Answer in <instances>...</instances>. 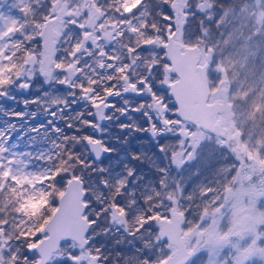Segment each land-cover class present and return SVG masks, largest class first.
I'll use <instances>...</instances> for the list:
<instances>
[{"label":"snow or ice","instance_id":"obj_1","mask_svg":"<svg viewBox=\"0 0 264 264\" xmlns=\"http://www.w3.org/2000/svg\"><path fill=\"white\" fill-rule=\"evenodd\" d=\"M6 2L0 0V4ZM12 7L24 19L0 13V100L14 101L16 93L27 92L39 82L37 94L31 101H23L25 105L40 101L52 117L57 112L61 118L69 113L76 116L75 126L69 119H53L29 128L28 132L43 129L41 139L31 136L24 142V151H14L21 147L16 141L23 136L9 118L28 113L7 111L0 103L5 125L0 127V197L6 199L0 205V264H49L54 255L57 264L65 259L70 264H109L100 248L92 247L94 227L102 215L110 224L105 234L116 225L138 245L128 254L122 250L116 264H152L154 260L171 264L175 253L172 238L160 229L155 217L171 220L176 212L182 216L180 230L189 237L191 249L179 264H196L200 256L203 264H211L207 249L201 246L206 243V226L215 216L225 225L224 209L231 203L215 193L213 185L220 180L235 186L239 180H233L234 175L251 171L257 162L264 165V142L257 143L258 132L251 131L254 122L247 118L249 99L256 89L244 97L236 95L245 91L247 83L246 45L264 35V23L260 32L245 36V5L226 8L220 0H139L132 9L124 7V0H13ZM94 9L99 14L89 21ZM197 16L203 18L191 30ZM13 24L18 27L11 28ZM206 24L215 27L214 35ZM50 32L52 54L46 58ZM60 43L63 49L56 47ZM186 51L200 56L196 65L203 69L207 85L203 107L214 110L219 121L202 122L186 110L182 94L185 70L179 59ZM234 55L241 59L233 60ZM73 68L78 86L72 82L69 69ZM85 68L92 71L80 79ZM233 69H239V74ZM230 75L236 78L229 80ZM53 85L65 92L62 98L49 94ZM133 96L135 101L129 98ZM81 101L86 104L82 106ZM30 115L36 120L38 113L33 110ZM104 121L118 125V149L105 139L109 130ZM136 137L146 138L148 143H134ZM36 143L48 146L33 151ZM242 143H246L243 151ZM253 148L255 157L249 155ZM113 159L116 167H103ZM165 160L169 166H164ZM138 164L149 170L152 179L145 182ZM169 167L180 173L188 169L189 180L169 181ZM84 171L95 179L85 182ZM209 171L214 177L211 184L199 186L196 182ZM105 176L108 179H102ZM109 180L115 198L105 207ZM257 181L264 182V166L245 183ZM93 186L99 195L88 191ZM213 195L219 198L212 200ZM25 198L48 203L31 212L23 207ZM197 198L211 204L212 217L206 211H194ZM93 204L98 208L95 215L89 211ZM9 208L14 209L11 219L6 215ZM69 219L83 224L78 239L60 231ZM252 244L264 253V231ZM223 264L236 262L227 256Z\"/></svg>","mask_w":264,"mask_h":264},{"label":"rangeland","instance_id":"obj_2","mask_svg":"<svg viewBox=\"0 0 264 264\" xmlns=\"http://www.w3.org/2000/svg\"><path fill=\"white\" fill-rule=\"evenodd\" d=\"M256 1L257 0H240V3L236 5H245L244 19L248 22V27L244 29L245 36L249 34L255 35V33L260 32V25L264 23V0ZM7 2H13V0H7ZM227 7L231 8V6ZM4 9V16L11 17L13 13L10 11L7 12L9 10L8 8ZM19 19L22 21L23 17ZM211 31L215 33V27ZM221 46L224 47L223 43H221ZM246 49V54L249 56L247 61L248 67L245 69L247 83L245 84V91H237L236 95L244 97L248 93L253 92V89H256L255 94L249 99L247 118L254 122L251 131L258 132L257 143H260L264 142V103L261 102V97L264 96V74L259 70L261 67H264V35L255 36V39L246 45ZM254 58H258L261 64L259 66L260 68L256 70L253 64ZM240 59L241 58L237 55L233 56V60ZM226 66L231 67L230 64ZM233 71L237 75L239 74V69H233ZM235 78L236 75H230L228 77L229 80H234ZM229 123L231 122L229 121ZM245 131H249V129H245ZM245 148L246 143H242L241 150L243 151ZM253 154H256L255 148L249 153L251 157H255ZM262 166L264 165L257 162L252 166L251 171L242 173L243 187H238L236 192L233 193L234 195L230 193L233 184L232 181L227 183L222 182L218 185V187L221 188L218 194L228 197L231 203L224 209V213L227 214L225 217V225L219 223L220 216H215V220L212 219L211 224L208 223L210 228L205 231L204 234L206 243L201 246L207 249L206 254L210 255L211 264H223V258L230 254L236 264H256L254 261L257 260V256L259 257L258 260H262L261 263L264 264V253L259 251L260 246L252 244V241L257 239L259 232L264 231V228H261V225H264V182L257 181L245 183V181H249L253 172L258 174ZM23 181L25 180L22 179V182ZM198 185L201 187L203 186L200 184ZM219 195H214V197L218 199ZM3 202L5 203L6 199L0 201V205ZM47 203V200L44 199L30 200L25 198L23 207L31 212H37ZM48 207L50 208V206ZM13 211L14 209L12 212ZM11 213H6V215H9V219H11ZM244 214L247 216V220L242 221L241 218ZM209 216L212 217L213 215L210 214ZM194 228L195 225H193V229ZM185 231H187V229H185ZM181 237L183 241L186 239L189 240L188 236L182 235ZM237 237L238 244L235 246L233 239ZM233 246L235 249H233ZM203 260V256L198 257L196 264H203Z\"/></svg>","mask_w":264,"mask_h":264},{"label":"flooded vegetation","instance_id":"obj_3","mask_svg":"<svg viewBox=\"0 0 264 264\" xmlns=\"http://www.w3.org/2000/svg\"><path fill=\"white\" fill-rule=\"evenodd\" d=\"M139 3V0H124V7L127 9H132L136 6V4ZM13 2H6V3H2L0 4V12L1 13H5V9L4 8H8L9 10L7 12H12V16L11 17H23L21 12L19 11L18 8L16 7H12ZM99 12L97 10H93V14L92 16L89 17V21H94L95 16L98 15ZM24 19V18H23ZM22 19V21H23ZM113 18H110V22ZM29 23H32L31 21V15H29ZM18 25H11V28L15 29L17 28ZM198 27V25H197ZM75 38V37H72ZM128 37H125V42H127ZM142 42V40H141ZM32 47H35V45H33ZM57 48L63 49L64 48V44L60 43L58 45H56ZM201 47H203V45H201ZM222 47V46H221ZM61 58L63 59V52L60 53ZM64 63L67 64V60H64ZM97 67V71L99 70L98 65ZM70 72L73 73V77H72V82L74 84H76L78 86L79 84V79L76 78L75 73L76 70L73 69H69ZM91 69L89 68H85V70L79 74L80 79H86L90 73H91ZM103 79L106 80L107 79V74L105 73L103 76ZM101 80L97 79V83H100ZM157 84H159V81H157ZM39 82H37L36 84L33 85L32 89L25 92V91H20L18 93H16V99L14 101H4V100H0V103H3L5 105V109L7 111H11V112H16V113H28V115L23 116V117H17V116H12L9 118V122L10 123H14L17 128L20 131V135L23 136L22 140H18L16 141L18 144L21 145V147L14 149V151H24V142L27 141L29 139V137L31 136H35L36 140L39 141L41 139V132L43 131V129L41 130V132H28L27 130L29 128H35L38 127L39 124L41 123H47L48 120H62V119H69L72 120L74 126H75V116L76 113H69V115L67 117L61 118L60 113L57 112V116L56 117H52L50 115H48L42 107V103L40 101H38L35 105L29 103L28 105H25L23 103V101L28 100L31 101L33 96L37 94V88H39ZM60 86L59 85H53L51 88L48 89V92L50 95H56L58 97H63V95L65 94V92L63 90L61 91H57V89H59ZM68 95H71V93H67ZM161 96L164 95V93H160ZM130 99H132L133 101H135V97H129ZM113 100H116V97L112 98ZM84 104H86V101H81V105L83 106ZM37 111L38 116L36 120H33L31 118V111ZM118 114V113H117ZM4 119L3 116H0V127H4V123L2 122ZM105 127L109 130V134L108 136L105 137L106 140H110L111 142H113V144L115 145V147L118 149L119 148V144H116V137L118 136V132H117V128L118 125H116L115 127H113L111 124H109L107 121L103 122ZM115 123V116L113 117V124ZM61 127H63V123H61ZM82 127V125H81ZM26 133V134H25ZM131 134H129L130 136ZM71 134H69V139H71ZM62 143L63 138H62ZM122 143V142H121ZM134 143H144L147 144L148 141L147 139H142L141 137H136V139L134 140ZM48 145L47 144H41V143H36L32 150L36 151L39 148H46ZM83 147V146H81ZM113 156L115 154H112ZM142 161L146 164L147 161L144 160L143 157H141ZM36 161H33V163H35ZM164 166H169V161L165 160L164 161ZM97 167H101V165H97ZM103 167L105 168H110V167H116L115 165V159L112 160V162H106ZM137 167H140L141 169V174H143L145 176V182H147L149 179H152L149 170L146 167H142L140 164L137 165ZM153 167H155V165H153ZM169 170L171 172V176L168 178L169 181H171L173 178L176 179H182L184 182H187L189 180V176H188V169H186L183 173H180L177 169L169 167ZM89 176L87 177L86 175ZM239 176L242 178V173H238ZM84 175V179L85 182H90V177L92 180L95 179L94 176H92V174L90 172L84 171L83 172ZM89 179V180H88ZM102 179H108L107 176L102 177ZM214 179V177L212 176L211 172H204L202 174V176L200 177V180L197 181V184L200 185H204L205 183H209L211 184L212 180ZM201 181V182H200ZM222 183V181H218L216 180V183L213 185V191L215 193H219L220 191V187H218V185ZM112 182L109 180V189L108 192L106 194V203H105V207H110L111 206V201L115 198V193L112 191ZM217 189V190H216ZM89 192H92L94 194V196L99 195V190L96 189L94 186L90 187L88 189ZM178 195V193H177ZM214 196V195H213ZM228 198V197H227ZM90 213L95 215L96 212L98 211L97 205L93 204L92 208H90ZM241 212V210H240ZM208 214V213H207ZM210 215V214H208ZM212 215V214H211ZM242 221L247 220V216L244 214L242 216ZM156 220V224L160 226V229L166 233L168 236H170V232L168 231V223L172 222L174 225L176 224H180V221L182 220V216L179 212H176L175 215L173 216V218L171 220H169L166 216L165 217H155ZM110 227L109 224V220L107 216H100V220L98 222V225L94 227V232L93 235L95 236V242L93 244V248H100L101 253H106L109 252L110 249H116L119 250V252H121L122 250L126 251H134L135 247H137L138 245L136 244V241L132 238V237H128L126 234H124L122 231H118L117 230V226L116 225H111V231L107 232V234H105L106 229H108ZM144 235H147V230H145ZM155 235V234H154ZM181 230H180V237H181ZM188 242L189 240H182V237L180 238V242L179 244H173V247L175 249V253H179L184 251L185 249H187L188 251H190L188 249ZM145 243H150V241H146ZM174 253V254H175ZM119 254H115L114 256L112 255V264L116 263L117 258L119 257ZM54 257V256H53ZM52 257V260H53ZM52 262V261H51ZM153 262V261H152Z\"/></svg>","mask_w":264,"mask_h":264},{"label":"water","instance_id":"obj_4","mask_svg":"<svg viewBox=\"0 0 264 264\" xmlns=\"http://www.w3.org/2000/svg\"><path fill=\"white\" fill-rule=\"evenodd\" d=\"M53 34L49 33V43L46 47V58L52 54V40ZM200 56L198 53L193 51H186L179 57L184 65L185 79L182 85V94L186 102V110L194 116L201 118L202 122H208L211 120L219 121L221 118L215 116V112L209 111L203 107V96L207 91L206 78L203 75V69L197 68L196 60ZM83 230V224L74 220H67L60 229L61 232L68 231L71 237L78 239L80 233ZM168 231L172 238V243L179 244L180 242V224L174 225L172 222L168 223ZM55 240V237H54ZM190 254V251L185 249L182 252L175 253L171 264H179V261L186 259ZM51 264V260L49 261Z\"/></svg>","mask_w":264,"mask_h":264},{"label":"trees","instance_id":"obj_5","mask_svg":"<svg viewBox=\"0 0 264 264\" xmlns=\"http://www.w3.org/2000/svg\"><path fill=\"white\" fill-rule=\"evenodd\" d=\"M239 1H240V0H234V2H229V0H220V2L223 3L224 7H226V8H228L227 6H231V7L236 6L237 4L240 3ZM241 1H242V0H241ZM257 1H258V0H257ZM257 1H256V2H257ZM256 5H257V4H256ZM202 18H203V17L197 16V17L192 21V23H191V30H195V29L197 28V21L201 20ZM206 27L210 28L211 30L214 29V26H212V25H207V24H206ZM212 33H213V32H212ZM214 34H215V33H213V35H214ZM253 64H254V66H255V70L260 68L259 66H260L261 64H260V61H259L258 58H254V62H253ZM61 150H63V149H61ZM253 155L256 156V154H253ZM36 163H37V162H35V164H36ZM86 176L88 177L89 174L86 175ZM233 179H235V180H239V183L236 184L235 186H233V184H232V186H231V192H230L232 195H234L233 193L236 192V189H237L238 187H243L242 178L239 176V174L235 175ZM88 180H89V179H88ZM24 182H25V181L22 182V179L19 181L20 184H23ZM3 199H5V198L0 197V201H2ZM211 199H212V200H216L217 198L214 197V196H212ZM3 203H4V202H3ZM3 203H2V204H3ZM2 204H1V205H2ZM197 204H200V209H197V208H196V205H197ZM48 206L51 207V205H48ZM192 207H193L194 211H197V210H198V211H201L202 214L206 211L208 214H212V215H213V209H212V207H211V204H209L207 201L201 202V201L199 200V198H197V200L192 204ZM12 210H13L12 208H9V209L7 210L6 213H9V212L11 213ZM185 210H187V209H185ZM7 216H9V215H7ZM189 219H191V217H190ZM214 220H215V219H214ZM211 222H212V219L209 220V224H211ZM34 223H35V220H34ZM197 223H198V221H197ZM211 226H212V225H211ZM249 227H250V226H249ZM209 228H210L209 225L206 226V230H205V231H207ZM154 238H155V235L152 237V239H154ZM233 241H234V245L237 246V244H238V237L235 238V239H233ZM70 242H72V241H70ZM233 249H235L234 246H233ZM123 251H124V250H123ZM190 251H191V250H190ZM120 253H121V252H119V250H116V249H113V250H112V249H110L109 252L102 253V255H103L106 259H108L109 264H112V260H113L112 255H113V256H114L115 254H119V255H120ZM125 253L128 254L129 251H126V250H125ZM229 256H232V255L230 254ZM256 259H257V260L254 261V262H256V264H257V263L262 264V263H261L262 260H258V259H259L258 256L256 257ZM57 261H58V257L54 255L51 264H57ZM263 262H264V261H263ZM60 264H70V262L67 261V260L65 259L64 261H61ZM114 264H116V263H114ZM152 264H156V261L154 260V261L152 262Z\"/></svg>","mask_w":264,"mask_h":264},{"label":"bare ground","instance_id":"obj_6","mask_svg":"<svg viewBox=\"0 0 264 264\" xmlns=\"http://www.w3.org/2000/svg\"><path fill=\"white\" fill-rule=\"evenodd\" d=\"M260 72L262 73V74H264V67H261L260 69ZM51 261H52V259H51ZM52 263V262H51Z\"/></svg>","mask_w":264,"mask_h":264}]
</instances>
